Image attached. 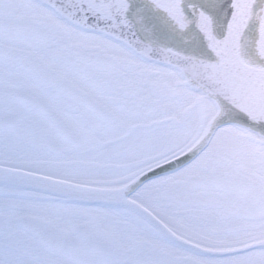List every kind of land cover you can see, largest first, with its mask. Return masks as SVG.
Listing matches in <instances>:
<instances>
[{
    "label": "snow or ice",
    "instance_id": "obj_1",
    "mask_svg": "<svg viewBox=\"0 0 264 264\" xmlns=\"http://www.w3.org/2000/svg\"><path fill=\"white\" fill-rule=\"evenodd\" d=\"M0 264H264V0H0Z\"/></svg>",
    "mask_w": 264,
    "mask_h": 264
}]
</instances>
